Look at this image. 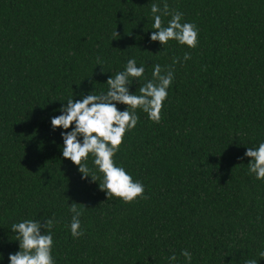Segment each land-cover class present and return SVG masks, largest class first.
Masks as SVG:
<instances>
[{"label":"trees","instance_id":"1","mask_svg":"<svg viewBox=\"0 0 264 264\" xmlns=\"http://www.w3.org/2000/svg\"><path fill=\"white\" fill-rule=\"evenodd\" d=\"M164 3L196 26L195 48L151 41V5ZM130 59L145 67L132 94L154 64L174 80L161 122L136 109L113 156L145 189L125 202L100 189L92 153L82 163L95 182L63 157L75 123L51 120L69 98L106 93ZM261 143L264 0H0V264L20 250L14 223L48 219L54 264H189L185 249L191 264H264V180L245 155ZM73 202L85 233L75 239Z\"/></svg>","mask_w":264,"mask_h":264},{"label":"clouds","instance_id":"2","mask_svg":"<svg viewBox=\"0 0 264 264\" xmlns=\"http://www.w3.org/2000/svg\"><path fill=\"white\" fill-rule=\"evenodd\" d=\"M151 14L154 19L152 29L155 30L151 34V41H159L164 48L170 40H176L189 48L197 46L198 29L194 24L181 23L183 13L170 11L169 5L164 3L163 8L152 4ZM162 16H171L166 27H162ZM113 36H119L118 32L115 31ZM190 58V54L185 53L184 60ZM173 63H179V60H174ZM144 73L145 67H138L134 59L128 60L124 71L109 77L106 93L85 95L82 100L69 98L66 106L60 109L62 114L54 116L51 120L53 130L58 128L67 130L75 123L72 131L61 133L64 140L63 157L79 166L84 179L91 176L95 182L96 177L89 175L87 165L82 163L88 159L89 153H92L95 157L94 164L104 174V180L102 183L99 182V187L106 191L108 199L115 196L125 202H132L137 197L147 198L144 196L145 189L142 183L133 182V178L126 170L116 166L113 161V156L123 143L126 131L137 126L139 117L136 109H142L150 120L161 122L163 102L168 96L167 89L174 80V72L170 68L166 70L160 64H154L153 79L139 87L140 95L132 94L130 87L136 80L134 78H140ZM118 103L127 105L128 108L120 111ZM81 136L82 142L78 139ZM245 155L251 158L248 163L250 173L255 174L256 179L264 180V143L258 148L248 147ZM70 205V211L73 213L70 229L75 239L85 235L80 220L83 209L78 208L76 202ZM44 221L24 220L11 226V231L16 234V240L20 242V250L15 254H9L10 264H54L51 254L53 248L51 229L55 221L53 219ZM41 228L47 230L46 234H41ZM181 255L191 264L192 254L189 251L185 249ZM260 255L264 257V252ZM169 259L176 261L177 257L173 254ZM246 264H257V261L250 259Z\"/></svg>","mask_w":264,"mask_h":264}]
</instances>
